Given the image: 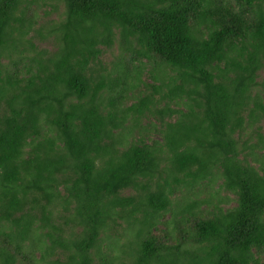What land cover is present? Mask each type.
I'll list each match as a JSON object with an SVG mask.
<instances>
[{
	"label": "trees",
	"instance_id": "obj_1",
	"mask_svg": "<svg viewBox=\"0 0 264 264\" xmlns=\"http://www.w3.org/2000/svg\"><path fill=\"white\" fill-rule=\"evenodd\" d=\"M263 70L264 0H0V264H264Z\"/></svg>",
	"mask_w": 264,
	"mask_h": 264
},
{
	"label": "rangeland",
	"instance_id": "obj_2",
	"mask_svg": "<svg viewBox=\"0 0 264 264\" xmlns=\"http://www.w3.org/2000/svg\"><path fill=\"white\" fill-rule=\"evenodd\" d=\"M44 8H45L46 10H49V15H48L47 17L56 18V15H54L55 12H54L53 10H50V6L45 5ZM52 43H53L52 39H47V40H45V41L38 42L37 44H38L39 47H42V48H46V49H48V50H51V49H52V48H51V47H52ZM109 59H110V54L107 53V54L103 57V60H107V61H109ZM262 76H264V70H263V71H260V73H259V77L261 78ZM260 125H261V126H260V133L264 135V121H263ZM143 133H145V132L142 131V129H140L139 132H135V135H138V134L143 135ZM147 135L153 136V135H155V134H147ZM128 193H129V190H125V191L123 192L124 195H126V194H128ZM222 194H223V193H222ZM229 195H230V194H229ZM230 196H232V195H230Z\"/></svg>",
	"mask_w": 264,
	"mask_h": 264
}]
</instances>
